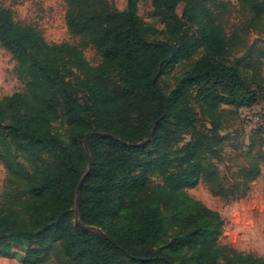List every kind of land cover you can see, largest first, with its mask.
<instances>
[{"label":"trees","instance_id":"1","mask_svg":"<svg viewBox=\"0 0 264 264\" xmlns=\"http://www.w3.org/2000/svg\"><path fill=\"white\" fill-rule=\"evenodd\" d=\"M63 1L69 33L97 51V67L78 47L50 45L0 7V46L25 88L0 101V162L15 186L0 216V259L21 248V264H167L145 248L168 228L183 231L177 249L186 247L200 264H264L223 245L224 220L186 192L204 182L224 193L215 164L224 141L220 110L264 102V50L253 46L233 58L239 38L218 25L219 0H154L164 31L138 17L139 0H127L123 12L105 0ZM242 2L253 27L264 2ZM62 106L68 145L51 132ZM157 123L151 141L139 145ZM259 174L255 161L244 178Z\"/></svg>","mask_w":264,"mask_h":264},{"label":"rangeland","instance_id":"2","mask_svg":"<svg viewBox=\"0 0 264 264\" xmlns=\"http://www.w3.org/2000/svg\"><path fill=\"white\" fill-rule=\"evenodd\" d=\"M105 1L119 12L127 8V0ZM256 1L264 2V0ZM153 2L154 0H139L138 17L152 24L157 30L164 31L166 26L156 19ZM219 2L222 6L216 10L218 25L229 38L235 40V35L239 38L236 55L234 54L233 58L242 55L253 46L256 52L264 50V16L260 22H256L251 27L249 23L252 20V14L242 0H219ZM0 7L10 10L14 21L20 26L30 27L39 32L50 45L78 47L90 65L97 67L101 64L102 58L93 47L69 33L66 24L68 7L63 0H0ZM177 13L182 15V5L178 7ZM261 71L264 75V59ZM67 81L72 85L75 84V81L71 79ZM172 83L171 80L170 84ZM160 84L165 91L168 89L167 82L161 81ZM24 90L23 83L16 75V62L0 46V101ZM190 103L198 108V101L194 98H191ZM82 109L86 110L85 105ZM236 110L235 106H222L220 110L224 117L220 122L219 134L224 141L220 157L215 160V164L223 178L224 193H213L204 182H200L195 189L186 192L193 199L218 212L224 220L225 226L221 241L223 245L243 254L264 258V122L260 124L263 127L253 122V111L262 115L264 102L255 106L251 111ZM157 125L158 123L155 124L153 130L156 131ZM51 132L65 144L70 143L71 132L67 126L64 106L60 109L59 121L51 125ZM152 137L151 133V136L139 145L149 143ZM189 140V137H185L183 144H187ZM251 146L252 150H250ZM148 151L155 152V148H148ZM152 156V161L159 157L156 154ZM255 161L260 166V174L256 180L247 182L244 174L247 170H252ZM90 169L91 164L87 174L81 179L82 185ZM8 179L9 174L0 162V216L3 214L11 189L15 188L14 185L9 184ZM153 182L160 183V180L153 178ZM78 201L79 195H77V207ZM76 224L81 225L77 208L75 226ZM85 229L91 233L102 232L101 227H86ZM164 232L154 244L145 248L146 252L166 259L167 264H200L196 255L186 247L182 250L177 249L176 240L183 231L165 228ZM24 252V249L18 248L13 259L0 260V264H21ZM47 264H59V262L52 258ZM120 264H131V260L123 258Z\"/></svg>","mask_w":264,"mask_h":264},{"label":"built area","instance_id":"3","mask_svg":"<svg viewBox=\"0 0 264 264\" xmlns=\"http://www.w3.org/2000/svg\"><path fill=\"white\" fill-rule=\"evenodd\" d=\"M246 111H251V110H246ZM254 112V117H253V122L255 125H260L264 122V110L262 115L258 114L256 111Z\"/></svg>","mask_w":264,"mask_h":264},{"label":"water","instance_id":"4","mask_svg":"<svg viewBox=\"0 0 264 264\" xmlns=\"http://www.w3.org/2000/svg\"><path fill=\"white\" fill-rule=\"evenodd\" d=\"M154 131H155V130H153V132H152V136H153V134H154ZM81 185H82V182H81L80 186H81Z\"/></svg>","mask_w":264,"mask_h":264},{"label":"crops","instance_id":"5","mask_svg":"<svg viewBox=\"0 0 264 264\" xmlns=\"http://www.w3.org/2000/svg\"><path fill=\"white\" fill-rule=\"evenodd\" d=\"M0 260H3V259H0Z\"/></svg>","mask_w":264,"mask_h":264}]
</instances>
